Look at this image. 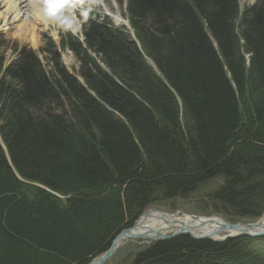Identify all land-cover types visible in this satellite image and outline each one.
<instances>
[{"label": "trees", "instance_id": "16d2710c", "mask_svg": "<svg viewBox=\"0 0 264 264\" xmlns=\"http://www.w3.org/2000/svg\"><path fill=\"white\" fill-rule=\"evenodd\" d=\"M126 11L141 51L96 19L61 36L75 73L49 40L47 71L0 37V264H87L150 203L218 178L219 211L264 214V0ZM131 264H264V236H178Z\"/></svg>", "mask_w": 264, "mask_h": 264}, {"label": "rangeland", "instance_id": "374dc122", "mask_svg": "<svg viewBox=\"0 0 264 264\" xmlns=\"http://www.w3.org/2000/svg\"><path fill=\"white\" fill-rule=\"evenodd\" d=\"M243 1L244 0H238L239 3H242ZM3 2L5 3L4 0H0V32H2L5 35L7 40L16 41L20 45H25L28 48L36 51L40 59L43 61L45 69L49 71L50 67L47 65L46 61L44 60L45 53L41 54L38 51L40 48H42L40 52L46 48L44 41L47 37L51 38L55 42V44H58V41H59L58 32H55L53 27L46 26L42 22L34 18L35 12H36L35 15H39L38 13L39 10L36 7L34 8V10L32 9L31 11L28 10L26 12L28 17L29 18L31 17L33 21H31V23L29 24L28 23L26 24L25 22L24 26L25 25L26 26L24 27L23 21H20L18 18H15L14 14L12 15V14L6 13L8 12L6 11V8H7L5 5L6 3L4 4ZM245 2L249 4L254 3L251 0H247ZM112 4H114L116 6V9L119 11V6L117 5V2L115 0L110 2V4L108 5V8L112 9L111 7ZM122 8H123V4H122ZM59 10H60V7L59 9L58 7H56L55 16L58 18V21H54L53 25L57 26L61 24L63 28L68 27L69 31H71L74 35H78L79 39H82V36L78 34L79 26H76L75 28H73V21L71 19V16L68 15L63 18ZM29 12L31 13L29 14ZM111 14L118 15L121 17L120 13L111 12ZM122 16L123 17L125 16V10L123 11ZM65 21L68 25L65 24ZM37 23L41 24L42 27L38 26ZM22 28L28 29V30L26 29L27 30L26 34L18 35L17 34L18 29L21 30ZM29 30L30 31L32 30V31L30 32ZM29 34L32 35V37ZM60 60H61V63L64 65L65 68H67L69 72L75 73L74 71L78 65L75 61V58L70 52L68 51L61 52ZM221 185H222L221 179L218 178V179L211 180L203 184L193 193H191L186 199L176 198L174 200H171V201L169 200L166 202L155 200L154 202L150 203L149 206H147L142 213H145L146 211L147 212L160 211L166 214H174L176 211H180L186 215L204 216V217L216 216L227 223L240 222L243 224L253 223L258 220V219L256 220L238 219L237 217H234L232 214H230V216H226L223 212L219 211L221 206L218 202L211 199V195L214 192H216L217 189H219ZM173 206L174 208H172ZM180 215L181 214H179L178 216ZM262 217H264V215ZM175 218H178V217H175ZM145 247H147V245L139 244L138 240L135 242H128L125 245H123L120 249H118L116 253L105 264H131L135 255L139 253Z\"/></svg>", "mask_w": 264, "mask_h": 264}, {"label": "water", "instance_id": "95a60500", "mask_svg": "<svg viewBox=\"0 0 264 264\" xmlns=\"http://www.w3.org/2000/svg\"><path fill=\"white\" fill-rule=\"evenodd\" d=\"M172 208H174V206ZM157 212L161 215H166L171 218L169 221L164 217L162 218L163 222L168 226V229L164 231L141 230L142 220L145 219L148 214V212L146 211L145 213H142L136 219V221H134L131 227L122 230L114 237L107 251L93 258L87 264H105L123 245L128 242H135L137 240L139 241V244L149 246L150 244L157 241L170 240L183 235L189 236L194 240H209L216 243L224 242L226 240L238 237L260 238L264 236V227L258 228V222L260 220L247 224H243L240 222L227 223L216 216L204 217L189 215L194 219L201 220V222L198 223V226L201 225L202 227H205L204 225L206 224L211 225L220 223L218 224L217 229L209 230L205 234H200L199 232L195 231V228H193V226H189L183 220H180L181 217L186 216V214H183L180 211H176L174 214H166L160 211ZM179 214L181 215L178 216ZM175 216L178 218H174ZM228 230H231L232 233L224 234V232Z\"/></svg>", "mask_w": 264, "mask_h": 264}, {"label": "bare ground", "instance_id": "6f19581e", "mask_svg": "<svg viewBox=\"0 0 264 264\" xmlns=\"http://www.w3.org/2000/svg\"><path fill=\"white\" fill-rule=\"evenodd\" d=\"M5 1V5H6V11H8V13H11V14H14L15 18H18L20 21H23V26L25 24V22H28V19L24 16H21V11L26 9L28 7V5L26 4L27 3V0H4ZM35 6V5H33ZM105 11H107L113 18L115 21H117L118 23H122L124 24V22L121 20V17L118 16V15H113L111 14V12L105 8ZM33 12V11H32ZM7 13V12H6ZM31 12H29L30 14ZM36 13V12H35ZM34 13V14H35ZM54 13V12H53ZM61 14V13H60ZM33 15V14H32ZM31 15V16H32ZM6 16V15H5ZM38 17V16H37ZM31 18V17H30ZM56 19V18H54ZM31 23V21H30ZM33 23V22H32ZM27 24V23H26ZM29 24V23H28ZM26 26V25H25ZM24 26V27H25ZM27 28H22L20 30L21 34L25 35L27 30ZM30 31V30H29ZM32 31V30H31ZM30 31V32H31ZM30 35V34H29ZM32 37V35H30ZM37 187H40L44 190L47 191V189L39 186L36 184ZM49 192V190L47 191ZM264 213V212H263ZM155 214V215H154ZM165 218L167 219L168 221L171 219L169 216H164V215H161L160 213H158L157 211H150L148 212L147 214V217L145 219L142 220V227H141V230H144V231H147V230H154V231H164L166 229H168V226L163 222L162 218ZM176 217V216H175ZM174 217V218H175ZM180 220H183L187 225L189 226H193V228H195V231L196 232H199L200 234H205L207 233L209 230H213V229H217L218 228V224L220 223H217V224H206L204 225L205 227H202L201 225L198 226V223L201 222V220L199 219H194L193 217H190L189 215H186V216H182ZM258 220H260L258 222V228H261V227H264V217H261V218H258ZM256 222V221H255ZM223 224V223H221ZM246 224V223H245ZM186 225V226H187ZM188 226V227H189ZM232 231L228 230L226 232H224V234H231ZM151 236V235H150ZM145 241V240H144Z\"/></svg>", "mask_w": 264, "mask_h": 264}]
</instances>
